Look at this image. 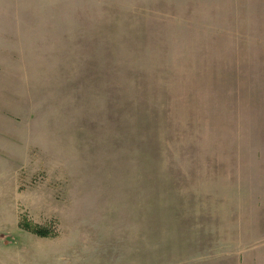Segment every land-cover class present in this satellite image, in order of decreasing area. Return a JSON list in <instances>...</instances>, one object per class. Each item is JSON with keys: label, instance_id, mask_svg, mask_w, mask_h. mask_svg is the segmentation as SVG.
<instances>
[{"label": "rangeland", "instance_id": "rangeland-1", "mask_svg": "<svg viewBox=\"0 0 264 264\" xmlns=\"http://www.w3.org/2000/svg\"><path fill=\"white\" fill-rule=\"evenodd\" d=\"M263 242L264 0H0V264Z\"/></svg>", "mask_w": 264, "mask_h": 264}, {"label": "crops", "instance_id": "crops-1", "mask_svg": "<svg viewBox=\"0 0 264 264\" xmlns=\"http://www.w3.org/2000/svg\"><path fill=\"white\" fill-rule=\"evenodd\" d=\"M264 242L260 245V251L257 256H255L253 253H250L249 250H244L239 252L238 254V262L240 264H264ZM257 257V260L254 258ZM247 258H250L249 260Z\"/></svg>", "mask_w": 264, "mask_h": 264}, {"label": "trees", "instance_id": "trees-1", "mask_svg": "<svg viewBox=\"0 0 264 264\" xmlns=\"http://www.w3.org/2000/svg\"><path fill=\"white\" fill-rule=\"evenodd\" d=\"M19 227H20V229H22L24 231H31L32 233H34L35 235L40 236V237L47 236V234H48L45 230L40 229V228L30 229V225L26 221L20 222Z\"/></svg>", "mask_w": 264, "mask_h": 264}]
</instances>
